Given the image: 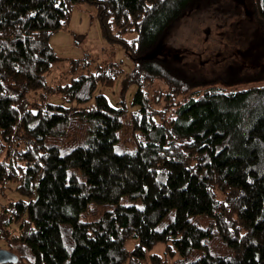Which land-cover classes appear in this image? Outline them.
<instances>
[{
    "label": "trees",
    "instance_id": "16d2710c",
    "mask_svg": "<svg viewBox=\"0 0 264 264\" xmlns=\"http://www.w3.org/2000/svg\"><path fill=\"white\" fill-rule=\"evenodd\" d=\"M248 1L264 44V0ZM196 2L0 0V188L20 197L0 229L17 264H143L160 243L172 264H264V66L206 81L158 54ZM80 4L134 63L133 113L96 94L112 68L48 91L77 107L29 101Z\"/></svg>",
    "mask_w": 264,
    "mask_h": 264
},
{
    "label": "rangeland",
    "instance_id": "374dc122",
    "mask_svg": "<svg viewBox=\"0 0 264 264\" xmlns=\"http://www.w3.org/2000/svg\"><path fill=\"white\" fill-rule=\"evenodd\" d=\"M135 37V34H128L125 39L130 43ZM50 44L60 60L46 76L45 88L29 96L32 105L45 97L51 104L77 107L48 91L67 85L82 74L112 68L119 72L114 86L99 85L96 94L107 97L115 108L125 105L129 113L137 110L132 103L138 87L126 85L127 77L134 71V63L121 44L103 36L95 8L84 4L74 6L69 22L53 35ZM159 51L161 57L206 81L219 76L244 77L258 73L264 66V44L248 0H197L165 35ZM74 62L80 64L77 70L73 69ZM9 88L18 90L12 85ZM149 91L151 95L165 93L166 87L160 82L150 86ZM19 198L14 186L0 188V221L3 207ZM9 243L0 229V249L8 250ZM134 244L130 241L127 248L132 249ZM11 252L18 255L15 248ZM152 255L160 256L165 264L174 261L161 243L148 252L143 264H154Z\"/></svg>",
    "mask_w": 264,
    "mask_h": 264
},
{
    "label": "water",
    "instance_id": "95a60500",
    "mask_svg": "<svg viewBox=\"0 0 264 264\" xmlns=\"http://www.w3.org/2000/svg\"><path fill=\"white\" fill-rule=\"evenodd\" d=\"M18 261L17 255L13 252L0 249V264H17Z\"/></svg>",
    "mask_w": 264,
    "mask_h": 264
}]
</instances>
